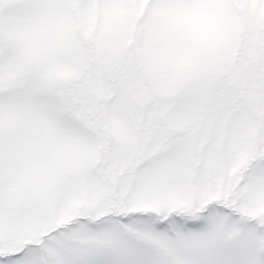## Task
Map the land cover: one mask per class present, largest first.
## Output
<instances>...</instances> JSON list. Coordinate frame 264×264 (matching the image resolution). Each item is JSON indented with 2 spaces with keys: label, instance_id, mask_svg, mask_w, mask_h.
Wrapping results in <instances>:
<instances>
[{
  "label": "snow or ice",
  "instance_id": "snow-or-ice-1",
  "mask_svg": "<svg viewBox=\"0 0 264 264\" xmlns=\"http://www.w3.org/2000/svg\"><path fill=\"white\" fill-rule=\"evenodd\" d=\"M0 264H264V0H0Z\"/></svg>",
  "mask_w": 264,
  "mask_h": 264
}]
</instances>
